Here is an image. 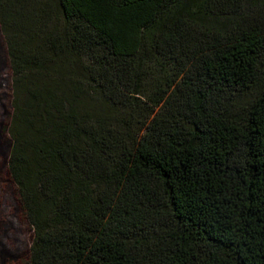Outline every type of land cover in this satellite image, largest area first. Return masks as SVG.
<instances>
[{
  "label": "trees",
  "instance_id": "trees-1",
  "mask_svg": "<svg viewBox=\"0 0 264 264\" xmlns=\"http://www.w3.org/2000/svg\"><path fill=\"white\" fill-rule=\"evenodd\" d=\"M0 31L26 264H264V0H0Z\"/></svg>",
  "mask_w": 264,
  "mask_h": 264
},
{
  "label": "rangeland",
  "instance_id": "rangeland-1",
  "mask_svg": "<svg viewBox=\"0 0 264 264\" xmlns=\"http://www.w3.org/2000/svg\"><path fill=\"white\" fill-rule=\"evenodd\" d=\"M13 78L6 44L0 31V133L7 127L11 113ZM6 125V126H5ZM0 136V251L17 256L7 264H26L32 230L18 203V195L7 175L10 138Z\"/></svg>",
  "mask_w": 264,
  "mask_h": 264
}]
</instances>
